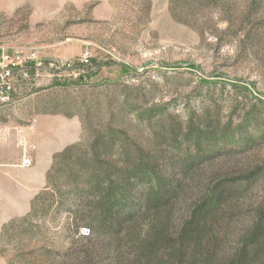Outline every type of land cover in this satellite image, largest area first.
<instances>
[{"label":"rangeland","instance_id":"1","mask_svg":"<svg viewBox=\"0 0 264 264\" xmlns=\"http://www.w3.org/2000/svg\"><path fill=\"white\" fill-rule=\"evenodd\" d=\"M12 52L39 64L16 80L18 102L0 108V264H173L141 252L165 212L83 239L68 184L87 171L100 137L112 140L98 150L108 165L141 153L163 182L181 185L170 235L206 195L243 185L194 263L234 258L264 208V0H0V54ZM201 120L221 144L198 153L183 138ZM74 145L51 177L65 193L57 206L47 173ZM147 189L134 186L125 211Z\"/></svg>","mask_w":264,"mask_h":264},{"label":"trees","instance_id":"2","mask_svg":"<svg viewBox=\"0 0 264 264\" xmlns=\"http://www.w3.org/2000/svg\"><path fill=\"white\" fill-rule=\"evenodd\" d=\"M201 123L203 127L198 128L194 126V122H190L183 138V143L193 144L198 153H203V145L208 148L221 144V141L217 139L216 127L207 121L201 120L199 124ZM111 141V138L107 140L104 137L97 138L91 144L87 171L82 175L72 176L71 181L69 180L67 194L76 206L75 210H71L76 216L75 220L78 222L76 225L88 230V234L83 239L89 240L94 235L115 233L121 230L125 223H132L137 217L148 218L150 222H153L165 212L167 215L164 216L161 225L155 229L152 228V224L148 226L149 240L147 243H141L142 246L145 245V250L141 252L147 254L148 259L156 258L159 253H163L162 256H166L173 264H182L184 256L193 249L192 261L187 264H198V262L194 263L195 252L202 248V241L211 228L210 222L215 219L222 203L229 196L238 194L243 185L230 189L222 186L206 195L181 224L174 226L173 235H170L169 229L172 223L170 208L179 197L181 185L168 186V183L158 177L154 163L143 157L141 153L137 161L132 163L126 160L120 167L108 165L107 161L100 158L98 150ZM246 141L250 143L254 141V138H248ZM79 146L67 147L55 155L52 167L47 173V184L59 197L57 206L62 205L65 193L51 181V177L55 171L57 172L60 162ZM144 184L148 187L147 192L142 197V201L138 202L136 210H131L135 207L129 204L131 189ZM41 199L40 194L32 201L31 213L35 211V205ZM49 206L47 205V208ZM130 207L132 208L129 212L125 211ZM260 214V221L241 241L239 251L227 264H253L251 260L254 257H261L264 261V208Z\"/></svg>","mask_w":264,"mask_h":264},{"label":"built area","instance_id":"3","mask_svg":"<svg viewBox=\"0 0 264 264\" xmlns=\"http://www.w3.org/2000/svg\"><path fill=\"white\" fill-rule=\"evenodd\" d=\"M89 54L82 56V61L87 63ZM35 60L33 58L24 57L19 52L1 53L0 54V108L14 105L18 102L14 94V86L16 80L19 78L27 79L31 69H34L32 63ZM36 66L39 63H36ZM31 158L25 156L22 164L24 167L31 166Z\"/></svg>","mask_w":264,"mask_h":264}]
</instances>
